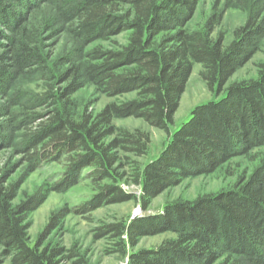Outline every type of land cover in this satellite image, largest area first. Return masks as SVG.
Masks as SVG:
<instances>
[{
	"label": "trees",
	"instance_id": "obj_1",
	"mask_svg": "<svg viewBox=\"0 0 264 264\" xmlns=\"http://www.w3.org/2000/svg\"><path fill=\"white\" fill-rule=\"evenodd\" d=\"M200 1L0 0V94L9 96L17 76L37 70L50 81L68 82L59 95L47 91L42 101L58 99L69 105L70 96L86 83L115 99L97 114L86 111L78 119L56 109L36 127H31L35 116L19 121L12 111L15 105H0V247L10 264H61L66 249L46 241L73 210L55 211L34 245L29 243V217L51 192L64 193L77 185L83 172L96 190L77 213L136 198L122 182L140 188L141 206L147 210L153 198L184 179L211 174L233 157L264 146V64L256 79L227 86L257 52L264 17L249 15L225 46L221 35L212 36L219 19L203 29L189 27ZM44 8L69 24L81 46L83 61L59 77L40 48L43 24L38 29L34 25ZM124 32V43L113 40ZM194 63L201 64L202 79L220 96L196 106L172 132ZM128 117L168 135L160 155L144 166L131 156L147 153L149 134L113 123ZM49 161L65 162L60 178L14 203L26 178ZM21 166L22 176L10 182ZM98 231L99 236L120 239L122 252L125 235L135 247L144 236L177 234L158 247L131 252L128 264H214L221 258L220 264H264V160L232 188L170 203L159 213Z\"/></svg>",
	"mask_w": 264,
	"mask_h": 264
},
{
	"label": "rangeland",
	"instance_id": "obj_2",
	"mask_svg": "<svg viewBox=\"0 0 264 264\" xmlns=\"http://www.w3.org/2000/svg\"><path fill=\"white\" fill-rule=\"evenodd\" d=\"M257 13L264 17V0H201L196 6L189 27L203 29L211 19H219V22L214 26L212 36L216 38L221 35L224 45L227 46L234 39L235 31L246 23L249 15ZM44 20L47 21V24L43 23ZM40 24H43L40 32V48L48 58L50 68L58 77L73 64L83 61L78 52L81 47L80 43L70 33L69 24L61 21L52 9L44 8L38 13L34 22L35 28L38 29ZM125 37L124 32L114 37L113 40L124 43ZM94 45L96 44L88 46L87 49ZM102 45L108 46L109 44L104 42ZM261 64H264V37L258 42L257 52L247 63L236 70L227 86L234 82L256 79ZM201 72V64L194 63L185 91L180 97L174 124L171 127L172 132L190 118L191 112L196 106L215 100L220 96L210 91L201 77ZM48 79L37 70L17 76L11 82L9 96L0 94V105H15L12 111L19 121H23L25 115L35 116L30 120L31 127H36L52 116L56 109H65L75 119H78L86 111L94 115L97 114L108 103L115 100L97 93L93 85L86 83L83 88L70 96L69 105L58 102V99L48 98L42 101L40 99L47 91L59 95L68 84L60 78L55 81ZM113 123L117 127L130 131L141 130L149 134L151 142L147 153L138 158L131 156L143 166L156 159L168 142L166 132L150 126L140 118H114ZM11 154L10 150L7 157ZM14 159L17 161L19 156H14ZM263 160L264 146L253 148L246 155L233 157L211 174L186 178L179 185L166 189L151 200L147 210L141 206L140 188L122 182L123 188L136 195V198L121 203L105 204L79 214L74 210L90 200L96 190L83 172L77 185L64 193L51 192L47 199L30 215L29 243L35 244L38 235L44 230L55 211L67 207L73 211L63 219L46 241L66 249V255L61 264H128L131 252L158 247L166 240L176 238L177 234L167 231L157 235L144 236L139 239L135 247L129 246L127 235H125L126 246L122 252L120 239L112 234L99 236L98 229L103 230L106 225L110 224H128L137 217L161 212L167 204L177 201H194L201 196L232 188L242 177L248 176ZM64 166V161L43 163L39 169L26 178L14 203L20 202L27 195L34 194L43 184L51 185L56 182L62 175ZM24 170V166L18 168L11 175L10 182L19 180ZM222 260L223 258L214 264H220ZM0 264H10V258L4 255L1 247Z\"/></svg>",
	"mask_w": 264,
	"mask_h": 264
}]
</instances>
